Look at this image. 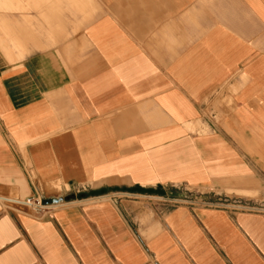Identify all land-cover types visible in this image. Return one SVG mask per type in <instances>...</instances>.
Listing matches in <instances>:
<instances>
[{
    "label": "crops",
    "instance_id": "crops-1",
    "mask_svg": "<svg viewBox=\"0 0 264 264\" xmlns=\"http://www.w3.org/2000/svg\"><path fill=\"white\" fill-rule=\"evenodd\" d=\"M177 187L264 195V0H0V264H264Z\"/></svg>",
    "mask_w": 264,
    "mask_h": 264
},
{
    "label": "built area",
    "instance_id": "built-area-1",
    "mask_svg": "<svg viewBox=\"0 0 264 264\" xmlns=\"http://www.w3.org/2000/svg\"><path fill=\"white\" fill-rule=\"evenodd\" d=\"M200 199L190 201H175L169 200L173 204L189 203L191 205H203L214 208H222L232 212H249L264 215V195L256 199L251 198H240V197H229L224 195H212ZM61 202L50 203L44 202L39 197L34 196L16 203L18 209H25L29 213L36 217L48 216L54 208H56Z\"/></svg>",
    "mask_w": 264,
    "mask_h": 264
},
{
    "label": "rangeland",
    "instance_id": "rangeland-1",
    "mask_svg": "<svg viewBox=\"0 0 264 264\" xmlns=\"http://www.w3.org/2000/svg\"><path fill=\"white\" fill-rule=\"evenodd\" d=\"M220 104L222 106L230 109V105L228 104V101L223 100L221 102L218 99H216L212 105L214 111L218 110V108L220 107ZM212 195H213V193H211V192L187 189L184 187H177V188H173V191H171V194L168 195L169 197H165V198H169V199L175 200V201H190V200H194V199L200 200V199L206 198L208 196L213 198ZM249 195H253V194L249 193Z\"/></svg>",
    "mask_w": 264,
    "mask_h": 264
},
{
    "label": "water",
    "instance_id": "water-1",
    "mask_svg": "<svg viewBox=\"0 0 264 264\" xmlns=\"http://www.w3.org/2000/svg\"><path fill=\"white\" fill-rule=\"evenodd\" d=\"M44 202L58 203V202H62V199H50V200L44 201Z\"/></svg>",
    "mask_w": 264,
    "mask_h": 264
}]
</instances>
